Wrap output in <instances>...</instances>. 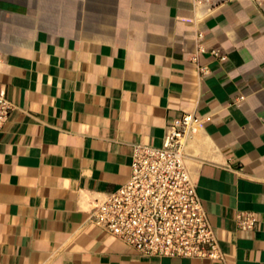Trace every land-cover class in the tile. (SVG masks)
I'll return each instance as SVG.
<instances>
[{
  "label": "crops",
  "instance_id": "crops-1",
  "mask_svg": "<svg viewBox=\"0 0 264 264\" xmlns=\"http://www.w3.org/2000/svg\"><path fill=\"white\" fill-rule=\"evenodd\" d=\"M0 56V264H264V0H0ZM186 114L225 261L144 257L90 222Z\"/></svg>",
  "mask_w": 264,
  "mask_h": 264
},
{
  "label": "built area",
  "instance_id": "built-area-1",
  "mask_svg": "<svg viewBox=\"0 0 264 264\" xmlns=\"http://www.w3.org/2000/svg\"><path fill=\"white\" fill-rule=\"evenodd\" d=\"M194 1L214 11L230 0ZM212 54L226 58L217 50ZM14 110L7 91L1 90L0 135ZM201 122V117L186 114L170 123L162 147L135 145L130 179L97 202L90 222L144 257L225 261L186 164L187 139L197 132ZM256 225L253 213L239 215L241 229L252 230Z\"/></svg>",
  "mask_w": 264,
  "mask_h": 264
}]
</instances>
